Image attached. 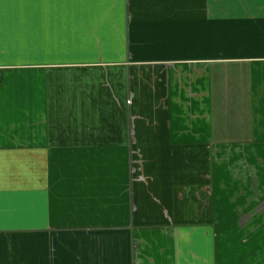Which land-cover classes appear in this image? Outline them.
Returning a JSON list of instances; mask_svg holds the SVG:
<instances>
[{
	"label": "crops",
	"instance_id": "0c3cea01",
	"mask_svg": "<svg viewBox=\"0 0 264 264\" xmlns=\"http://www.w3.org/2000/svg\"><path fill=\"white\" fill-rule=\"evenodd\" d=\"M262 229L264 0H3L0 264H251Z\"/></svg>",
	"mask_w": 264,
	"mask_h": 264
},
{
	"label": "rangeland",
	"instance_id": "374dc122",
	"mask_svg": "<svg viewBox=\"0 0 264 264\" xmlns=\"http://www.w3.org/2000/svg\"><path fill=\"white\" fill-rule=\"evenodd\" d=\"M259 167H261L260 164H258ZM238 188H240L239 184L237 185ZM245 190H247L249 193H252V189L251 188H247L245 185L243 186ZM247 200H244V202H246ZM241 235L237 234L238 236H240L235 243H233V240L230 242L229 245H225L224 247H229L230 251H237V252H241V251H248L250 244L245 245L244 240L248 238L249 235H252L251 232V228L246 229L245 231H243L242 229H240ZM262 234L257 235V238L254 237L253 242H252V247H254V251H253V255L248 257V261L251 264H264V238L263 241L261 239L262 236H264V229L261 230ZM231 246V247H230ZM228 249V250H229ZM249 253V251H248Z\"/></svg>",
	"mask_w": 264,
	"mask_h": 264
},
{
	"label": "snow or ice",
	"instance_id": "6c2138e0",
	"mask_svg": "<svg viewBox=\"0 0 264 264\" xmlns=\"http://www.w3.org/2000/svg\"><path fill=\"white\" fill-rule=\"evenodd\" d=\"M3 0H0V4H2Z\"/></svg>",
	"mask_w": 264,
	"mask_h": 264
}]
</instances>
